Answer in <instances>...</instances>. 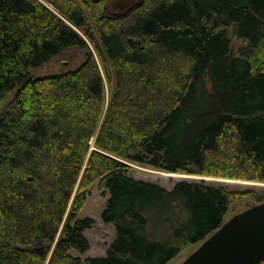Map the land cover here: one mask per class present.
<instances>
[{
	"label": "trees",
	"instance_id": "trees-1",
	"mask_svg": "<svg viewBox=\"0 0 264 264\" xmlns=\"http://www.w3.org/2000/svg\"><path fill=\"white\" fill-rule=\"evenodd\" d=\"M71 51L86 54L78 67L34 74ZM4 103L0 264H167L234 200L264 198L205 181L168 190L127 162L264 181V0H0ZM95 185L116 237L83 260L72 251L89 248L95 223L79 213Z\"/></svg>",
	"mask_w": 264,
	"mask_h": 264
},
{
	"label": "rangeland",
	"instance_id": "rangeland-1",
	"mask_svg": "<svg viewBox=\"0 0 264 264\" xmlns=\"http://www.w3.org/2000/svg\"><path fill=\"white\" fill-rule=\"evenodd\" d=\"M245 44L241 39L232 37L231 46L232 54L236 55L238 50ZM95 52V51H94ZM96 54V53H95ZM85 53L81 51H71L63 55L56 56L48 61L46 64L36 68L34 74L36 76L48 75L52 73H59L62 71H67L69 69H74L82 63L85 58ZM98 59V55L96 54ZM99 60V59H98ZM67 62V64H64ZM101 66V64H100ZM102 70V66H101ZM106 98L107 103L110 97V87L106 81ZM11 96L8 97L7 101L10 100ZM5 102V103H6ZM5 103L0 107V111L5 105ZM106 103V106H107ZM105 106V108H106ZM129 164L128 175L136 179L144 180L146 182L154 183L160 185L163 188L172 190L177 182L189 181V182H202L205 181L209 184L224 186L231 190H250L255 192L258 196H263L264 198V181H251L233 178H224L218 176H201L193 175L187 173L170 172L164 169L155 168L149 165H143L135 162H127ZM256 196V197H258ZM108 195H105L98 187L95 185L90 190V195L83 209L79 213L80 218H92L94 220V225L92 228L84 230V235L89 240V248L85 252L72 251L74 256H79L83 260L87 258H97L106 257L108 254V249L110 248L112 242L116 237L114 228L111 225L104 223L102 220V212L107 205ZM262 201H258L253 197L249 198H238L230 205L229 210L224 218V222L229 220L235 214L255 205ZM157 218V217H156ZM155 218V219H156ZM157 233V234H156ZM156 237L161 238L166 242H171L170 230L165 229L163 223L160 224L158 231H156ZM200 243L197 244H186L181 248L180 253L171 259L167 264H182L185 259L193 253ZM264 264V262H262Z\"/></svg>",
	"mask_w": 264,
	"mask_h": 264
},
{
	"label": "water",
	"instance_id": "water-1",
	"mask_svg": "<svg viewBox=\"0 0 264 264\" xmlns=\"http://www.w3.org/2000/svg\"><path fill=\"white\" fill-rule=\"evenodd\" d=\"M258 261L264 262V202L223 222L200 242L182 264H245Z\"/></svg>",
	"mask_w": 264,
	"mask_h": 264
}]
</instances>
